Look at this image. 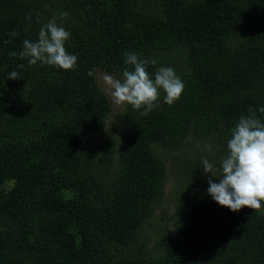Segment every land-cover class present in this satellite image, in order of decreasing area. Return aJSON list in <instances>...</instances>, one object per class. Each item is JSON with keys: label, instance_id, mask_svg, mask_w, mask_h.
Masks as SVG:
<instances>
[{"label": "trees", "instance_id": "obj_1", "mask_svg": "<svg viewBox=\"0 0 264 264\" xmlns=\"http://www.w3.org/2000/svg\"><path fill=\"white\" fill-rule=\"evenodd\" d=\"M54 17L73 69L19 57ZM130 51L175 70V103L111 113L98 73ZM261 106L264 0H0V264H264V206L218 205L203 172Z\"/></svg>", "mask_w": 264, "mask_h": 264}, {"label": "clouds", "instance_id": "obj_2", "mask_svg": "<svg viewBox=\"0 0 264 264\" xmlns=\"http://www.w3.org/2000/svg\"><path fill=\"white\" fill-rule=\"evenodd\" d=\"M68 15V12H62L60 19L64 20ZM26 19L30 20L31 17ZM9 35L15 37L18 33L13 31ZM70 36L71 33L62 24H58L54 17L41 26L35 41H23L19 57L26 60L29 66L39 62L63 70L73 69L77 57L65 48V42ZM9 55L15 57L17 53L11 52ZM124 55V64L128 67L124 68L122 78L103 75V81L110 89L115 104L131 105L135 110H142L140 115L147 116L158 107L161 90L164 103L168 105L180 98L185 85L173 68L161 66L154 74L149 73L148 66L155 65V60L141 59L132 51ZM18 67L23 68L24 65ZM92 74L88 73L89 76ZM17 78V71H11L7 76L10 80ZM258 111L264 113V106ZM256 112L249 108L247 115H241L231 130L225 156L218 161L203 160V172L208 175V195L218 205L233 212L243 207L260 210L264 206V121Z\"/></svg>", "mask_w": 264, "mask_h": 264}, {"label": "rangeland", "instance_id": "obj_3", "mask_svg": "<svg viewBox=\"0 0 264 264\" xmlns=\"http://www.w3.org/2000/svg\"><path fill=\"white\" fill-rule=\"evenodd\" d=\"M104 74H105V72H103V71H100L98 73L97 82L101 85L103 90H105V92L108 94L110 104H111V113H114L122 105H117L113 102V98L111 97L110 89L108 88V86L103 81V75ZM170 173H171V176H170V179L167 182V185L165 188L164 200H163L162 206H160L159 209L157 210V214H156L157 217H155V219H154V221H157V218L164 219V221H166V223H167V227H166L167 229H170L172 227L170 215L172 214V211H173V205L168 198V191H169V189L173 183L174 177L176 176V175H174V171L172 170V167H171ZM151 231H152V233H151V236H152L151 244H153L155 242V240L157 238H159V236L161 235V231L158 230L155 226L151 227Z\"/></svg>", "mask_w": 264, "mask_h": 264}]
</instances>
